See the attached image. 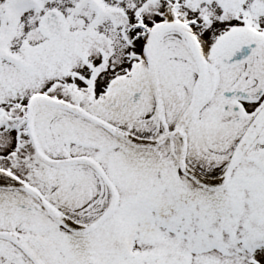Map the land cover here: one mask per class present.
I'll list each match as a JSON object with an SVG mask.
<instances>
[{
	"label": "snow or ice",
	"instance_id": "1",
	"mask_svg": "<svg viewBox=\"0 0 264 264\" xmlns=\"http://www.w3.org/2000/svg\"><path fill=\"white\" fill-rule=\"evenodd\" d=\"M0 264H264V0H0Z\"/></svg>",
	"mask_w": 264,
	"mask_h": 264
}]
</instances>
